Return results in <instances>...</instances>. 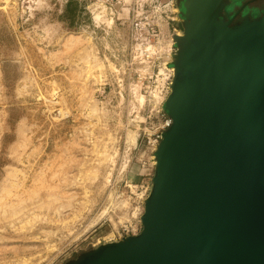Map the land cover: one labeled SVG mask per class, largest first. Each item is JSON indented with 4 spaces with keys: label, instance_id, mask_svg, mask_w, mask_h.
<instances>
[{
    "label": "rangeland",
    "instance_id": "rangeland-1",
    "mask_svg": "<svg viewBox=\"0 0 264 264\" xmlns=\"http://www.w3.org/2000/svg\"><path fill=\"white\" fill-rule=\"evenodd\" d=\"M182 1L0 0V264H70L140 221Z\"/></svg>",
    "mask_w": 264,
    "mask_h": 264
},
{
    "label": "water",
    "instance_id": "water-1",
    "mask_svg": "<svg viewBox=\"0 0 264 264\" xmlns=\"http://www.w3.org/2000/svg\"><path fill=\"white\" fill-rule=\"evenodd\" d=\"M232 1H182L141 233L70 264H264V15Z\"/></svg>",
    "mask_w": 264,
    "mask_h": 264
},
{
    "label": "flooded vegetation",
    "instance_id": "flooded-vegetation-1",
    "mask_svg": "<svg viewBox=\"0 0 264 264\" xmlns=\"http://www.w3.org/2000/svg\"><path fill=\"white\" fill-rule=\"evenodd\" d=\"M233 1L231 2L234 9L232 16L240 11L242 12L239 13L237 18L248 16L250 19H256L264 15V0H239L237 4H234Z\"/></svg>",
    "mask_w": 264,
    "mask_h": 264
},
{
    "label": "built area",
    "instance_id": "built-area-1",
    "mask_svg": "<svg viewBox=\"0 0 264 264\" xmlns=\"http://www.w3.org/2000/svg\"><path fill=\"white\" fill-rule=\"evenodd\" d=\"M114 0H104L105 3H108L109 5H111V2H113ZM167 94L169 95V92H167ZM172 125V120L170 117H167L165 119V123L164 126L162 128L161 133L159 134V136L157 137L156 143H159L160 140L162 139V135L164 132H166V130H168ZM142 231V224H141V220L138 221L136 224H126L124 226H122L120 228V230L117 231L114 240H112L111 242H117L122 240L125 237L128 236H138Z\"/></svg>",
    "mask_w": 264,
    "mask_h": 264
},
{
    "label": "bare ground",
    "instance_id": "bare-ground-1",
    "mask_svg": "<svg viewBox=\"0 0 264 264\" xmlns=\"http://www.w3.org/2000/svg\"><path fill=\"white\" fill-rule=\"evenodd\" d=\"M97 6H98V5H97ZM97 6H96V8H97ZM101 6H102V5H101ZM100 8H101V7H99V9H100ZM101 9H102V8H101ZM104 10H105V9H104ZM93 11H94V10H93ZM95 11H96V9H95ZM95 11H94V12H95ZM104 12H105V11H104ZM104 14H105V13H104ZM95 19H96L97 22H100V21L104 20L105 18H104V16H102V13L99 11V13L95 15ZM95 19H94V21H95ZM105 20H106V19H105ZM105 20H104V21H105ZM96 21H95V22H96ZM98 24H99V23H98ZM177 35H178V34H177ZM178 36H182V33L180 32V35H178ZM146 50H148V48H147ZM155 51H156V50H155L154 47H149V53H150V55L153 54V53H155ZM143 54H144V51H143ZM143 54H142V55H143ZM153 55H154V54H153ZM170 73L173 74V75H172V77H173V76H174V69H172V70L170 71ZM169 90H170V89H169ZM155 93H156V92H155ZM158 94H159V93H158ZM154 96L157 97V95H154ZM137 97H138V100L140 101V103H141V104H144V102H145V97H144L143 95H138ZM157 99H158V98H157ZM160 101H161V100H160ZM54 102H55V101H54ZM129 140H130L131 142H133V138H132V136H131V138H129ZM131 142H130V143H131ZM155 165H156V162H155ZM30 214H31V213H30Z\"/></svg>",
    "mask_w": 264,
    "mask_h": 264
}]
</instances>
